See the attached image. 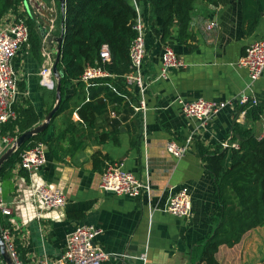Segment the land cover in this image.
<instances>
[{"label": "crops", "instance_id": "0c3cea01", "mask_svg": "<svg viewBox=\"0 0 264 264\" xmlns=\"http://www.w3.org/2000/svg\"><path fill=\"white\" fill-rule=\"evenodd\" d=\"M129 1L135 10L138 8L146 23L147 53L142 70L148 85L144 95L146 109H139L142 99L139 89L128 86L137 98L136 105H132L134 112L124 118L123 113L110 109L99 118L96 128L90 129L82 124L78 115L75 89H67V96L73 95L70 109L49 125L44 138L47 143L54 141V144H45L46 165L35 173L17 169L15 165L6 178L0 179L1 197L12 209L11 216L1 215L3 225L11 230L23 264H54L63 255L67 238L79 225L102 230L94 242L108 254L103 264H143V255H146V264H205L196 249L214 229L211 217L216 212L217 198L198 145L213 151L224 141H237L233 137L235 125L251 129L258 137L263 135L264 112L258 120H253L247 112L242 115V107L236 104L203 123L187 118L177 99L225 101L247 89L249 72L239 61L251 43L264 41V9L257 7L260 19L250 30L246 11L253 8L244 6L243 0H198L190 24L191 39L180 43L177 28H174L172 36L163 42L160 20L147 22V1ZM36 2L41 3V0L23 1L18 12L35 22L43 48L36 53L29 42L14 61L19 91L16 110L20 116L31 108L39 119L35 126L54 108L57 96L55 90L40 83L44 53L47 51L55 62L57 48L56 43L48 44L42 29L45 26V34L55 38L62 30L58 0H43L55 12L51 29L50 19L37 9ZM23 9L26 11L22 12ZM10 14L13 11L7 17ZM58 17L60 29L56 26ZM211 23L215 26L209 29ZM166 46L175 50L186 67L173 70L167 79H158ZM253 91L259 105L264 106V74ZM113 120L120 122L119 132L100 142V136L112 130ZM67 129L71 132L61 137ZM72 135L77 145H83L82 149L70 144ZM57 138H61L60 141ZM189 138L192 144L183 158H175L167 151L169 142L184 145ZM227 151L224 168L230 163L231 151ZM96 152L104 157V160L99 159L98 169L93 161ZM110 162L123 163L126 171L143 182L149 181L150 193L131 198L104 192L100 188L101 176ZM43 185L63 192L66 205L43 210L38 217V204L33 198ZM184 188L190 193L193 204L192 215L187 220L164 211L170 197ZM216 259L220 264H261L264 227L249 231L232 248L221 246Z\"/></svg>", "mask_w": 264, "mask_h": 264}, {"label": "trees", "instance_id": "16d2710c", "mask_svg": "<svg viewBox=\"0 0 264 264\" xmlns=\"http://www.w3.org/2000/svg\"><path fill=\"white\" fill-rule=\"evenodd\" d=\"M23 1L25 0H0V23L10 11L18 13V7ZM146 1L147 22L156 23L160 20L163 42L172 36L174 28H177L180 43H187L191 39L190 24L198 0ZM130 2L66 0L65 13L61 14V20L64 21V41L61 62L58 65L61 73L62 101L51 124L59 115L70 109L73 95L67 96L69 87L75 89V106L78 107L80 120L90 129L96 128L99 118L110 109L117 114L123 113L126 115L124 118L134 112L132 105H136L137 98L128 89L125 80L126 75L131 72L130 48L137 36L133 26L138 13ZM243 3L244 6L253 8L246 11V21L250 22L249 28L253 30L260 19L257 7L264 9V0H243ZM27 25L31 49L38 53L43 48L42 38L33 20H27ZM103 45H107L111 53V63L107 65L101 63ZM87 66H103L112 77L98 79L88 87L80 81ZM263 112V105L247 109L248 117L253 120H258ZM20 116L17 121L3 125L1 135L18 137L32 129L39 121L31 108L21 112ZM112 122V130L103 133L100 142H105L114 132H119L120 122ZM47 130L33 137L10 157L0 171V179L6 178L20 162L22 154L38 143L54 144V141L47 143L44 139ZM70 132L69 129L65 130L61 137ZM233 134L240 147L238 150H231L227 168H224L227 150L218 146L209 151L198 145L206 170L213 179L217 198L216 212L211 217L214 229L208 239L196 249V254L205 264H220L216 254L221 246L232 248L239 244L249 231L264 227V135L258 137L251 129L239 125H235ZM69 142L78 150L83 148L82 144L77 145L74 135L69 138ZM52 152L56 153L53 149ZM101 157V152L93 155L95 169H98ZM102 159L104 160V157ZM3 223L0 215L1 227L4 226ZM261 264H264V259Z\"/></svg>", "mask_w": 264, "mask_h": 264}, {"label": "built area", "instance_id": "2783aa9c", "mask_svg": "<svg viewBox=\"0 0 264 264\" xmlns=\"http://www.w3.org/2000/svg\"><path fill=\"white\" fill-rule=\"evenodd\" d=\"M25 11V9L22 10V12ZM136 11L138 17L133 29L137 32V36L130 48L131 72L126 75L125 80L128 86H134L139 89L142 96L139 109L145 110L144 95L148 85L144 81L142 70L147 53L146 23L138 8ZM6 17L7 15L0 23V133L3 125L17 121L19 118L16 110V101L19 95L18 77L14 68V61L22 48L29 45L30 39V31L27 25V20L29 19L26 15H22L21 12H13L9 17ZM50 22L49 28L51 29L54 27L53 23L55 21L50 20ZM214 26L215 24L211 23L208 28L212 29ZM43 28L46 31V27L44 26ZM48 36L49 34L46 33V40ZM44 56L45 62L40 71V83L50 90H56L57 80L53 75L54 61H52L51 55L47 51H45ZM100 57L102 65L111 63V53L107 45L102 46ZM239 65L246 68L249 72L250 83L244 92L225 101H208L205 99L186 101L179 98L177 99V103L181 106L182 113L187 118L208 123L227 107L238 104L244 108L241 114L245 115L247 109L258 106L260 101L255 95L253 87L264 74V41L258 40L251 43L247 47L244 56L240 59ZM185 67L186 64L175 50L166 46L161 55V71L158 79H167L170 72ZM110 77L112 75L103 66H87L80 77V81L89 87L98 79ZM16 138L9 134H0V154L10 148ZM191 144L192 138L187 139L184 145L171 141L167 145V151L175 158L181 159L188 153ZM239 147L238 141L230 139L221 144L223 150H238ZM46 163V145L38 143L22 154L16 168L25 170L28 173H35L40 171ZM100 188L106 193L131 198H138L144 193L149 194L151 191L149 181H141L132 173L126 171L124 164L120 162L106 164L101 176ZM33 202L38 204L37 216L41 217L43 210L63 208L66 205V196L58 189H52L43 185L35 191ZM164 211L178 219H189L193 212V204L188 190L184 188L172 195ZM0 215L4 217L12 215L11 207L1 197V189ZM0 228L3 240L14 264H23L13 243L11 230L5 226ZM101 232V229L92 225L77 226L67 238L63 255L54 264H103L108 259V254L97 247L94 242ZM141 260L143 264H146V255H143ZM0 264H4L1 256ZM42 264L47 263L43 262Z\"/></svg>", "mask_w": 264, "mask_h": 264}, {"label": "water", "instance_id": "95a60500", "mask_svg": "<svg viewBox=\"0 0 264 264\" xmlns=\"http://www.w3.org/2000/svg\"><path fill=\"white\" fill-rule=\"evenodd\" d=\"M58 3L60 5L61 13H65V7H66V0H58ZM35 6L39 11H41L44 16L50 20L55 21V12L50 10L49 7L46 5V3L41 0V3L36 2ZM63 28H64V21H62V31L59 37H53L51 35L48 36L47 42L48 44L52 45V43L57 44L56 48V59L53 66V75L55 79L57 80V87H56V103L54 108L48 113V115L45 117V120L34 126L32 129L22 133L20 136H18L15 139V142L13 145L8 148L1 156H0V171L3 168L4 164L10 159V157L19 150L25 143H27L29 140H31L33 137L44 133L49 125L51 124L52 119L54 118L55 114L60 108L62 97H61V73L58 69V65L61 62L62 57V45L64 41V35H63ZM43 35L46 36L44 28L42 29ZM0 256L4 262V264H14V261L12 260L8 249L6 247V244L2 237V232L0 228Z\"/></svg>", "mask_w": 264, "mask_h": 264}, {"label": "rangeland", "instance_id": "374dc122", "mask_svg": "<svg viewBox=\"0 0 264 264\" xmlns=\"http://www.w3.org/2000/svg\"><path fill=\"white\" fill-rule=\"evenodd\" d=\"M59 25H60V19H59V17H58V20H57V23H56V26H57L58 29H60V28H59V27H60ZM61 29H62V27H61ZM61 31H62V30H61Z\"/></svg>", "mask_w": 264, "mask_h": 264}]
</instances>
